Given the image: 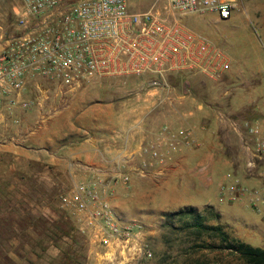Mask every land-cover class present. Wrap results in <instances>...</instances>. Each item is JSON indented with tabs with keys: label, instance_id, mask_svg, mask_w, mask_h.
<instances>
[{
	"label": "built area",
	"instance_id": "obj_1",
	"mask_svg": "<svg viewBox=\"0 0 264 264\" xmlns=\"http://www.w3.org/2000/svg\"><path fill=\"white\" fill-rule=\"evenodd\" d=\"M2 2L12 4L17 34L0 39V113L29 110L33 102L24 95L32 83L39 89V81L77 89L97 78L130 76L168 93L170 76L216 79L230 68L225 52L186 19L215 14L228 20L237 0H152L142 11L131 10L129 0ZM236 130L252 167L253 160L264 159V128L252 121ZM195 143L191 128L164 124L140 145L142 159L133 171L144 176L169 151ZM128 180L121 174L109 180L92 176L60 196L62 208L97 248V264H147L153 258L141 226L121 221L111 205L115 184ZM225 199L243 202L264 217V184L250 188L236 181L220 189L219 201Z\"/></svg>",
	"mask_w": 264,
	"mask_h": 264
},
{
	"label": "rangeland",
	"instance_id": "obj_2",
	"mask_svg": "<svg viewBox=\"0 0 264 264\" xmlns=\"http://www.w3.org/2000/svg\"><path fill=\"white\" fill-rule=\"evenodd\" d=\"M150 2L152 0H129L133 11L145 10ZM186 24L223 50L228 60L243 73L248 75L255 64L264 93V0H237L235 10L225 21L218 20L215 14H204L187 18ZM16 32L12 4L0 3V39H9ZM193 76L186 77L192 86L187 88L188 93L199 85L194 80L197 77ZM38 83L39 89L32 83L24 95L33 102L29 110L0 113V242L17 237L19 242H27L36 256L26 264H97V248L79 231L73 217L60 204V196L83 179L84 171L74 160L75 154L88 135L97 138L94 126L109 128L113 125L109 119L111 112L120 110L129 116L130 110L140 105L138 96L173 91L156 92L147 86L145 79L130 76L97 78L92 84L77 89L46 81ZM172 89L175 94H182ZM200 93L204 96L209 92ZM134 119L125 117L120 127L128 128ZM154 123L178 126L170 118ZM193 124L197 123L191 122ZM40 148L46 152L39 154ZM119 172L118 175L124 176L128 173L126 168ZM139 179L135 184L134 178L133 181L129 178L128 182L118 181L112 189L111 200L127 211V222L141 226L153 253L147 264H181L189 255L184 254V248L192 244V237L163 227L165 219L161 214L174 211L160 207V194L151 193L146 176ZM207 194L214 210L222 212L221 223L237 229V232L228 231L246 244L264 248L261 215L243 202V207L238 202L232 205L218 202L215 185ZM197 209L203 212L204 207ZM174 225L178 227L177 223ZM191 256L200 264H243L228 252L198 250Z\"/></svg>",
	"mask_w": 264,
	"mask_h": 264
},
{
	"label": "crops",
	"instance_id": "obj_3",
	"mask_svg": "<svg viewBox=\"0 0 264 264\" xmlns=\"http://www.w3.org/2000/svg\"><path fill=\"white\" fill-rule=\"evenodd\" d=\"M229 65L222 78L194 75L199 85L192 93L187 91L192 86L186 80L192 74H184L177 87H172L182 92L181 95L175 94L171 88L173 92L169 94L138 96L140 105L130 110L129 116L120 110L111 112L109 119L113 125L109 128L94 126L93 129L97 127L94 130L97 138L88 135L82 142L81 150L75 154L74 160L84 171L82 180L92 176L109 180L126 168L128 173L125 176L132 181L134 178V184L137 183L143 177L133 171L142 159L140 145L152 138L164 124L154 121L170 118L178 125L174 128L185 125L191 128L196 143L169 151L163 163L153 162L144 175L150 183L148 189L151 193L160 194L162 209L175 211L184 206H213L206 195L213 185L216 200L232 205L237 201H219V192L222 187L225 188V183L229 182V187L237 181L250 188L264 184V159H255L254 165L248 166L251 158L242 148L236 130L244 122L252 121H257L264 128V93L259 69L253 64L247 75L235 67L232 60ZM204 90L209 93L202 96L200 91ZM189 106L191 108L187 110ZM125 117L135 119L123 129L120 126ZM191 122L197 124L191 125ZM235 124L237 127H234ZM84 133L88 134V131ZM102 141L106 144L100 145ZM38 151L41 154L46 149ZM54 152L57 153V149ZM132 153L133 159L130 158ZM110 201L116 216L121 221H129L127 211ZM200 202L203 205H198ZM240 205L243 207L242 203ZM218 213L222 217L220 210ZM225 226L237 232L236 228L228 224ZM17 238L0 242V264H26L27 260H34L36 254L28 243L19 242Z\"/></svg>",
	"mask_w": 264,
	"mask_h": 264
},
{
	"label": "trees",
	"instance_id": "obj_4",
	"mask_svg": "<svg viewBox=\"0 0 264 264\" xmlns=\"http://www.w3.org/2000/svg\"><path fill=\"white\" fill-rule=\"evenodd\" d=\"M182 75L184 74L169 77L171 87L181 82ZM161 217L165 219L164 228H169L177 234H184L185 237H192V244L184 248V254L189 255L185 256L181 264H200L191 256L198 250L228 252L243 264H264V248L253 247L235 237L228 231L227 226L221 223V215L213 206H205L203 212L195 207H184L174 212L163 213ZM210 221L214 223L211 224ZM176 223L178 227L174 225Z\"/></svg>",
	"mask_w": 264,
	"mask_h": 264
}]
</instances>
